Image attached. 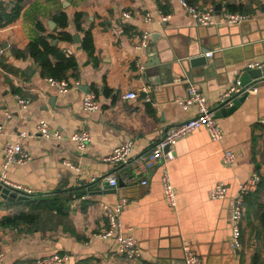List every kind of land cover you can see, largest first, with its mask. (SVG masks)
Returning a JSON list of instances; mask_svg holds the SVG:
<instances>
[{
    "label": "crops",
    "instance_id": "obj_1",
    "mask_svg": "<svg viewBox=\"0 0 264 264\" xmlns=\"http://www.w3.org/2000/svg\"><path fill=\"white\" fill-rule=\"evenodd\" d=\"M182 1L201 8L221 4L222 11L229 4L232 13H241V7L250 18L239 25L199 26ZM17 2L0 0V11L10 14ZM20 8L14 22L0 25V107L13 113L0 137V175L5 143H20L33 158L8 168L7 179L20 187L18 195L47 198L62 193L71 202L64 223L55 225L53 220L33 231L28 226L0 228V251L5 255L0 264H35L55 255L68 257L55 264H185V243L200 264H264V83L233 112L217 119L224 134L221 141H212L201 128L177 142L169 166L175 208L164 200L160 166L139 173L137 178L148 181L145 186L129 180L138 170L136 159L169 129L197 118L196 106L184 111L177 104L190 83L217 108L223 95L241 81L246 63H264V0H22ZM147 14L152 16L149 22ZM88 32L90 44L85 43ZM143 34L150 36L146 48L138 45ZM40 36L65 58L74 59L76 67L67 70L63 80L80 82L79 89L60 93L49 85L50 77L43 76L40 64L26 53ZM66 50L72 54L66 56ZM202 56L206 64H191ZM49 59L53 66L58 63L53 56ZM131 91L139 97L125 99ZM88 92L100 103L93 113L82 109ZM18 95L31 100L28 109L19 110ZM43 119L62 139L36 137V125ZM81 129L91 135L83 154L71 140ZM23 132L27 136L22 139ZM127 141L134 145L129 163L118 168V187L107 188L104 182L101 189L99 181L116 171L107 158ZM226 151L241 153L232 167L222 164ZM255 172L262 175L263 184L246 204L238 255L231 247V199ZM220 181L227 183L228 196L212 200L210 191ZM122 198L129 203L121 220L125 232L140 244L139 261L125 260L116 254L114 241L98 237L107 227L100 205L113 206ZM0 205V218L20 209L1 192Z\"/></svg>",
    "mask_w": 264,
    "mask_h": 264
},
{
    "label": "built area",
    "instance_id": "obj_2",
    "mask_svg": "<svg viewBox=\"0 0 264 264\" xmlns=\"http://www.w3.org/2000/svg\"><path fill=\"white\" fill-rule=\"evenodd\" d=\"M181 6L192 17V19H194L197 25L204 27L216 26L219 23L239 25L250 18L249 15L242 13H232L229 11H221L218 14L212 7L201 8L189 4L187 1H182ZM145 17L147 22L151 21L152 19V16L149 14H147ZM162 20L165 22L168 20V18L162 17ZM149 39V35L143 34L140 37L138 45L140 47L146 48L148 46ZM0 54H3V51H0ZM71 54V51H65L66 56H70ZM207 55L208 57H212L213 53L210 52ZM245 70L246 72L253 70L260 71L261 77L255 79L252 82L254 84L248 87H243L241 85V81L238 79L234 85L223 95L222 103L227 102L233 96H237L239 98L246 93L248 95L256 93L258 91V85L260 83H264V63L258 61L248 62L245 65ZM47 82L60 93H65L72 88L79 89L81 86L80 82L78 81L71 85L66 80H56L53 78H48ZM142 93L147 95L148 88L144 87L142 89ZM138 97L139 94L133 91L127 93L124 96L125 99H137ZM16 100L20 111L28 109L31 104L30 99L23 98L19 95L16 96ZM177 104L184 111L196 106L198 109L197 118L169 129L165 136L160 141H158L148 151V153H146L145 156L135 160V165L138 166V170L136 168L133 176L129 179L130 181H135L138 179L140 180V183L145 186L148 184V181L143 177L137 178L139 173H148L154 167L160 166L163 197L166 204L171 208H175L177 203L176 191L173 186L169 166L175 160L174 148L177 142L201 128H205L207 130L211 140L214 142H219L224 138L222 129L218 124L217 119H215L216 108H211L208 105L205 96L195 84H189L186 97L183 99H178ZM227 105H232V101H230ZM82 109L88 113H93L100 109V103L95 93L88 92L84 95ZM12 118V112L3 110L0 107V137L4 135V126L6 122ZM26 136L27 133L25 132L20 134V138L22 139ZM36 137L41 139H50L52 137L58 140L62 139L61 133L58 131H53L50 122L44 119L40 120L36 125ZM71 140L75 143L78 153L83 154L86 147L91 142V135L88 130L81 129L71 136ZM133 145V141H127L113 149L111 155L107 158V161L116 168V171L99 181L98 184L101 189L104 187V182H107V184L112 189H116L118 187V168L129 163ZM2 151L3 172L0 175V185L4 188L10 189L14 193H17L20 190V187H16L10 181H8L6 176L8 168L11 164L22 166L26 165L32 160L33 156L29 151L25 150L20 143H5ZM240 157L241 153L239 151H226L222 158V164L225 167H232L237 163ZM66 165L72 169L77 168V166L68 161H66ZM262 180V175L259 172L253 173L245 183L240 185L237 193L231 199V210L229 216L231 228V247L238 255L242 250L241 230L246 211L245 199L249 194L255 193L257 191ZM228 191L229 188L227 183L220 181L211 189L210 198L212 200H224L228 196ZM128 203L129 200L127 198H122L113 206L106 204L100 205L102 213L104 214V217L107 221V227L98 235V237L103 240L114 241L116 254L125 260L139 261L142 258L140 244L134 236L125 232L121 220V216ZM183 250L185 253V264H200V259L191 251L189 244L185 243ZM67 259L68 257L66 255H55L53 257L37 260L35 264L62 263ZM4 260L5 255L2 251H0V263H3ZM156 264L164 263L158 262Z\"/></svg>",
    "mask_w": 264,
    "mask_h": 264
},
{
    "label": "trees",
    "instance_id": "obj_3",
    "mask_svg": "<svg viewBox=\"0 0 264 264\" xmlns=\"http://www.w3.org/2000/svg\"><path fill=\"white\" fill-rule=\"evenodd\" d=\"M21 1L22 0H18L16 7L10 14L6 13L4 10L0 11V25H7L16 20L21 9ZM226 9V11L229 12L235 11L233 6L229 4L226 5ZM237 11L244 14L247 13V11L243 10L241 7ZM90 42L91 35L88 32L85 43L90 44ZM89 46H86V48L88 51H92ZM26 53H29L40 64L43 76L56 80H63L66 76V71L70 68L76 67L74 59L65 58L56 47L48 42L47 37L40 36L35 38L28 46ZM50 56H53L58 60V63L55 66L51 64L49 59ZM262 184L263 180L259 187ZM257 191L246 197L245 204H247L250 197L257 194ZM61 194L47 198H40L38 196L25 194V200L13 202V204L15 203L20 209L16 210L12 215L0 218V228L18 229L21 226H28V228L33 231L34 229L42 230L44 226L51 225L53 220L56 221L55 225L64 223L65 218L68 217V204H70L71 200L65 197L63 198ZM250 206V208H252L251 211H253L254 200L251 201ZM261 221L262 223L264 222V212L261 216Z\"/></svg>",
    "mask_w": 264,
    "mask_h": 264
},
{
    "label": "water",
    "instance_id": "obj_4",
    "mask_svg": "<svg viewBox=\"0 0 264 264\" xmlns=\"http://www.w3.org/2000/svg\"><path fill=\"white\" fill-rule=\"evenodd\" d=\"M215 11L219 14L222 11V5L219 4L215 7ZM206 51H202V54H205ZM207 63L206 57L202 56V57H198L196 59H192L191 64L193 66H198V65H204ZM158 65V62H157ZM261 77V72L257 71V70H253V71H248L246 72L242 79H241V85L244 87H248L254 83H252L251 81L253 79H257ZM248 94H244L241 97H237V96H233L231 99H229L227 102L222 103L219 107H217L215 109V119H220L223 116H226L227 114L233 112L236 107L239 106V104L244 101L247 98ZM232 101V105L230 106V108H226V105ZM107 188H109L108 184L106 185ZM0 192H1V196L5 201L8 202H15V201H23L26 199V197L24 195H18L17 193L12 192L10 189L8 188H4L3 186L0 185ZM83 194V193H82Z\"/></svg>",
    "mask_w": 264,
    "mask_h": 264
}]
</instances>
